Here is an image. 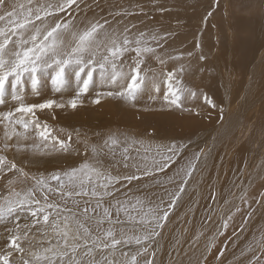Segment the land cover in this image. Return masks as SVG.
<instances>
[{
  "label": "rangeland",
  "instance_id": "1",
  "mask_svg": "<svg viewBox=\"0 0 264 264\" xmlns=\"http://www.w3.org/2000/svg\"><path fill=\"white\" fill-rule=\"evenodd\" d=\"M13 2L27 6V0ZM33 2L45 7L52 5V15L35 21L38 26L47 23L50 28L56 22H70L72 31H80L98 22L104 25L102 31L106 30L117 39L126 34L135 40L144 33L142 42L156 50L154 55H146L141 65V75L146 74L150 79L145 81L146 91L138 94L131 103L133 108L124 104L114 105L116 99L112 97L115 96L106 95L121 91V86L129 82H110V66L103 79L97 68L93 82L88 91L79 96L81 102L76 108L68 104L79 91L74 76H69L68 83L61 90H56L50 79H43L38 94L32 91L30 84H26L21 89L26 105L54 100L65 106L36 109L34 116L25 114L23 117L15 112L19 104L12 99L9 88L5 102L0 104V112L13 111V119L38 120L40 129L34 124H29L27 130L22 125L15 127L27 135V140H22L23 144L36 142L39 147L3 150L5 129L4 124H0V155L23 168L29 176L63 173L87 162L105 175L120 177L118 182L109 185L112 195L103 198L99 215H95L93 209L88 211L92 218L89 221L93 223L103 216L105 207L109 208L112 221L117 218L123 221L112 225L117 238L121 228L127 235H139L145 231L139 223L141 212L152 208L154 214L161 217L167 211V219L160 220L163 227L156 228L159 235L144 242L143 247L148 251L137 257L138 264L146 261L151 264H254L264 259V0H76L63 11L55 9L64 0ZM0 26H3L2 22ZM125 29H128L127 33ZM64 38L67 41L70 37L65 34ZM248 53L251 58L246 60ZM135 58L134 51L126 52L116 61V70L129 74ZM160 60L164 63L161 64ZM168 72L175 73L173 88L183 90L179 107L169 106L163 99L168 92ZM228 81L231 82L229 86ZM155 86L159 87V92L154 91ZM97 99L99 103L94 102ZM161 104L164 108L154 110ZM134 107L138 110L136 118L133 116L126 121V113L132 112L130 109ZM168 107L176 116L157 118L156 113H163ZM107 116L114 117L116 122L110 125L112 121ZM120 116H123L122 121L118 119ZM45 124L51 133L47 141L39 136ZM173 126L177 128L174 130ZM111 134H116L121 141L127 136L144 143L132 145L129 148L130 159L125 161L122 150L127 144L116 146L114 153L105 145ZM59 140L69 145L67 151L60 149ZM172 145L175 149L168 151ZM92 146L96 147L95 154ZM125 163L128 167L124 166ZM192 164L195 167L188 176ZM175 167L178 171H171ZM13 170L9 172L6 165L4 172L0 173V203H4L2 198L10 190L6 186L7 181L19 175ZM129 175H136L139 179L130 182L123 179ZM50 183L53 187L57 185L56 181ZM31 184L32 181L28 180L26 183L17 182L13 187L22 191ZM177 193L179 196L173 205ZM54 196L51 195L48 202L61 203V208L46 209L52 213L50 222L57 211L61 216L70 215L66 209H71L83 219V208L96 206L99 199L90 195L79 196L75 198L79 204L75 205L71 199L63 204L58 196ZM37 198L41 204L33 205V209L45 203L39 193ZM138 199L142 204L133 208ZM122 206L127 207L136 219L129 220L123 210L117 213V208L122 209ZM9 221L11 224L0 220V254L10 250L8 236L16 223L21 225L22 234L27 231L28 239L20 241L26 249L30 243L33 251H39L41 247H48L49 242L55 244L58 239L51 227L46 229L47 235L43 231L39 233L36 226L30 231L25 229V224H32L30 211L21 213L18 220L9 217ZM102 225L103 228L109 227L108 221ZM151 226L154 227L155 222H151ZM140 248L132 243L123 246L122 250L130 256ZM107 253L108 250L103 252L104 255ZM20 255L13 251L11 260L18 262ZM100 255L98 250L96 258L100 259ZM115 258H121L120 246Z\"/></svg>",
  "mask_w": 264,
  "mask_h": 264
},
{
  "label": "snow or ice",
  "instance_id": "2",
  "mask_svg": "<svg viewBox=\"0 0 264 264\" xmlns=\"http://www.w3.org/2000/svg\"><path fill=\"white\" fill-rule=\"evenodd\" d=\"M76 0H64L63 3L56 5V11H63L66 6L75 3ZM52 5L45 7L43 4L34 3L33 0H27V6L24 3H15L13 0H0V104L5 102L6 94L11 89V97L19 106L15 108L16 113H20L21 117L25 114L35 115L36 109H50L56 107H64V104H57L54 100H47L41 104H25L21 89L26 84H30L32 91L38 94L39 87L43 79H50L51 84L56 90H61L68 83L69 76H74L77 82L79 91L77 96L68 101L72 108H76L79 96L89 89V85L93 82L94 73L97 68L100 69V76L103 79L110 66L112 72L109 76L110 81L116 84L119 80H128L126 85H122V90L119 92H108V96H117L126 101L133 102L137 99L138 94L146 91V80L150 79L147 75H141V65L144 63V57L148 54H155V49L144 44V33H140L135 40L129 39L128 35H123L117 39L115 35L109 34L104 29V25L91 23L88 27L80 31H72L71 24L56 22L54 26L49 28L47 23L36 25L35 21L42 20L52 15L50 9ZM211 15V13H209ZM107 23V21H105ZM128 29H125L127 33ZM67 34L70 38L66 41L64 36ZM42 37V38H41ZM155 40L156 36L153 35ZM135 44V47H131ZM134 51L136 54L135 65L129 74H124L117 71L116 61L126 52ZM191 55V53H189ZM97 56L100 59H97ZM159 59V57H156ZM203 59V57H201ZM163 64L164 61L160 60ZM183 71V68L180 69ZM174 72L166 73L168 82V92L164 95V100L169 106H180L181 95L183 90L173 88L172 81ZM155 92H159V87H154ZM170 94V95H169ZM195 95L194 92L190 93ZM171 96V99H170ZM155 99V97H151ZM99 103V99L94 101ZM211 103V101H208ZM213 107L215 105L213 104ZM13 111L0 112V124H4L3 135V150L16 148L18 151L32 148L37 149L39 145H25L22 140H27L25 132L17 131L16 125H22L25 130L29 124H34L37 129L41 128L38 120H25L23 118L13 119ZM5 121L7 123H5ZM51 133L48 126L45 124L43 129L39 131V136L43 141H47ZM15 139L14 143L10 141ZM71 137L69 136V140ZM143 141H138L133 137L125 136L121 141L116 134H111L105 145L114 153L116 146L127 144L123 147L122 156L125 161L130 159L129 148L135 144H143ZM60 149L67 151L69 145L64 140H59ZM175 145H172L167 150L173 151ZM92 151L96 153V147L92 146ZM147 151V149H146ZM169 159V157H164ZM198 159V157H197ZM11 172L13 169L19 174L13 176L7 181V187L10 189L8 194L2 199L4 203H0V220H7L9 217L13 220H18L21 213L30 211L32 216V225H24L28 231L36 225H40L38 231H43L47 235L46 229L51 227L53 233L58 237L55 244L49 242L48 247H41L39 251H33L32 245L29 243L28 248L21 246L20 241L27 240V231L21 233V225L15 224V227L10 230L8 236L10 250L4 254H0V261L3 264H14L11 260L13 251L19 252L20 258L16 264H138L137 257L142 252H147V247H143L145 241H150L152 237L159 235L156 228L163 227L160 220H166L168 212L165 211L163 216L157 217L154 214V209L149 208L147 212H141L139 223L143 225L145 231L139 235H127L123 228L120 229L119 238L117 231L112 226L113 224H122L118 218L112 221L109 208H103V216L95 220L96 233L87 227L85 222L92 218L88 216V207L83 208V219L71 212V209H66L70 215L61 216L60 211L56 212L55 217L50 222L51 212L46 209L61 208V203H49L51 195H57L60 202L67 204L71 199L75 205L79 204L76 197L92 196L98 197L96 207H102V201L105 196H110L112 193L108 190L109 185L118 182L120 177H113L110 174L105 175L98 168L85 162L77 168H72L63 173L55 172L48 176L43 174L31 175L24 171L23 168H18L16 163L7 160V157L0 155V173L4 172L5 166ZM125 167L128 164L125 163ZM195 164H192L187 173L191 175ZM139 170V169H137ZM145 174H149L145 170ZM127 181L139 179L136 175L123 177ZM28 180L32 184L26 190L17 191L13 185L17 182L26 183ZM51 181H56L57 185L53 187ZM97 181H100L97 184ZM107 181V182H104ZM102 189L98 191L97 189ZM183 191V188L180 189ZM37 193L44 200V205L33 209V205H40L41 200L37 198ZM179 193L173 198H178ZM119 204L120 202L117 201ZM142 204L139 199L135 205ZM121 210L129 220L136 218L131 215L127 207L117 208V213ZM95 211V209H93ZM42 215V220H41ZM61 220L63 223H61ZM108 221L109 227L102 228L101 225ZM151 222H155V226H151ZM71 241V242H70ZM135 243L141 246L140 250L129 256L128 252L122 250L123 246ZM120 246V257L115 258L116 252ZM82 250V251H81ZM101 252L100 259L96 258L97 251ZM108 250L107 255L103 252ZM154 255V254H153ZM145 264H151L146 261Z\"/></svg>",
  "mask_w": 264,
  "mask_h": 264
},
{
  "label": "bare ground",
  "instance_id": "3",
  "mask_svg": "<svg viewBox=\"0 0 264 264\" xmlns=\"http://www.w3.org/2000/svg\"><path fill=\"white\" fill-rule=\"evenodd\" d=\"M183 4V3H182ZM200 12V11H199ZM230 12V11H229ZM242 19H243V17H241ZM260 19V18H259ZM253 20V19H252ZM246 21V20H245ZM236 24V23H235ZM260 25V24H259ZM179 26V25H178ZM261 26V25H260ZM258 30V29H257ZM246 31V30H245ZM254 33V32H253ZM244 35V34H243ZM259 35V34H258ZM231 36V35H230ZM259 38H261V37H259ZM262 40H263V38H262ZM181 41V40H180ZM264 41V40H263ZM238 43V42H237ZM240 44V43H239ZM255 44H256V42H255ZM260 45H262V44H260ZM172 48V47H171ZM240 50V49H239ZM251 51H253V50H251ZM257 51V50H256ZM187 52V51H186ZM234 53V52H233ZM252 53V52H251ZM233 55V54H232ZM231 55V56H232ZM252 55H253V53H252ZM251 55V56H252ZM257 55V54H256ZM237 56V55H236ZM250 56V54L248 53L247 55H246V60H248V58H251V57H249ZM242 63H243V65L245 64V62L244 61H242ZM242 63L240 64V69L242 68L241 66H242ZM231 65H233V64H231ZM234 67V66H233ZM262 70V69H261ZM226 71V70H225ZM228 74V73H227ZM245 75V74H244ZM253 79V78H252ZM249 80V79H248ZM201 81V80H200ZM111 82V81H110ZM229 82V81H228ZM212 83V82H211ZM231 82H229L228 83V86H229V84H230ZM235 83V82H234ZM248 83H249V81H248ZM210 84V83H209ZM208 84V85H209ZM111 85V84H110ZM223 86V85H222ZM254 86V85H253ZM223 87H225V85L223 86ZM233 88V87H232ZM209 90H210V87L208 88ZM230 89H231V87H230ZM253 89V88H252ZM255 89H258V88H255ZM208 90V91H209ZM112 91H116V90H112ZM233 91V90H232ZM249 91V90H248ZM116 92H118V91H116ZM115 93V92H114ZM232 93L233 92H231V95H232ZM253 93H255V92H253ZM258 93V92H257ZM260 93H261V91H260ZM226 95V94H225ZM231 95H229L228 97L230 98V96ZM257 97V96H256ZM112 98H115L116 99V103L114 104V105H116V104H119V105H121V104H124V106H130L131 108H133V106H132V102H126L124 99H121V100H119L120 98L119 97H112ZM140 98V97H139ZM243 98V97H242ZM119 102H118V101ZM141 100V99H140ZM231 100V99H230ZM232 101V100H231ZM151 102V101H150ZM153 103H155V102H153ZM255 103V102H254ZM18 104V103H17ZM58 104V103H57ZM166 104V103H165ZM108 105H109V103H108ZM119 105H117V106H119ZM144 105V104H143ZM113 106V105H112ZM123 106V107H124ZM166 106H167V104H166ZM216 106V105H215ZM231 106V105H230ZM56 107V106H55ZM116 107V106H115ZM91 108L93 109V107L91 106ZM119 108V107H118ZM139 108V107H138ZM162 108H164V104H161V105H159V106H157L156 107V109H154V110H156V111H160ZM257 108V107H256ZM55 109H58V108H55ZM123 109V108H122ZM168 109H170L169 107L167 108V109H165L166 111H163V113H156V116H157V118H160V117H162V116H170V117H175L176 115H175V112L173 111V110H168ZM130 110H132V112H127L126 114H127V117L126 118H124L126 121H128L129 119H132V118H136V116H137V107L135 108L134 107V109H130ZM153 110V111H154ZM51 111V110H50ZM129 111V110H128ZM133 111H135V112H133ZM147 111H148V109H147ZM49 112V111H48ZM123 112V111H122ZM143 112V111H142ZM152 112V111H151ZM165 112H167V113H165ZM263 112H264V110H263ZM41 113H42V111H41ZM144 113V112H143ZM142 113V114H143ZM147 113V112H146ZM125 114V115H126ZM152 114V113H151ZM147 115H149V114H147ZM124 116V115H123ZM123 116H120V117H118V119H119V121H122L123 119ZM134 116V117H133ZM150 116H152V115H150ZM45 118V117H44ZM107 118L110 120V121H112V123L110 124V125H112L113 123H115L116 122V120H115V118L114 117H111V116H107ZM263 118V117H262ZM138 119V118H137ZM161 119V118H160ZM163 119V118H162ZM167 119V118H166ZM264 119V118H263ZM168 120V119H167ZM106 121V120H105ZM222 121V120H221ZM260 121V120H259ZM183 122H185V121H182V123ZM262 122V121H261ZM260 122V123H261ZM120 123V122H119ZM179 123V122H178ZM125 124H126V122H125ZM161 124V123H160ZM200 124V123H199ZM124 125V124H123ZM161 126H162V124H161ZM163 126H165V125H163ZM180 126H182V125H180ZM172 128H174V126L172 127ZM171 128V129H172ZM177 127H175L174 128V130L176 129ZM189 128V127H188ZM187 128V129H188ZM169 129V128H168ZM179 129H181V128H179ZM221 129H222V127H221ZM183 129H181V131H182ZM184 131V130H183ZM157 132H158V130H157ZM161 131H159V133H160ZM173 134V133H172ZM247 135V134H246ZM166 136V135H165ZM23 143V142H22ZM27 144V143H26ZM25 144V145H26ZM35 144H36V142H35ZM85 148V147H84ZM230 151V150H229ZM185 154V153H184ZM190 154H192V153H189V155ZM241 154V153H240ZM188 155V154H187ZM186 155V156H187ZM189 155H188V157H189ZM9 156V155H8ZM10 157V156H9ZM12 157V156H11ZM123 157V156H122ZM207 160V159H206ZM212 160V159H211ZM187 161V160H186ZM205 162V161H204ZM209 162V161H208ZM183 165H184V163H183ZM182 165V166H183ZM49 169V168H48ZM178 169V168H177ZM176 169V167L175 168H172V170L171 171H174V170H177ZM201 169V168H200ZM15 170V169H14ZM13 170V171H14ZM136 170V169H135ZM178 171V170H177ZM12 172V171H11ZM176 172V171H175ZM174 172V173H175ZM173 173V172H172ZM247 173V172H246ZM9 174V173H8ZM177 174V173H176ZM10 175V174H9ZM217 175V174H216ZM4 176H5V174H4ZM2 181V180H1ZM156 184V183H155ZM261 187V186H260ZM246 189V188H245ZM264 190V189H263ZM256 192V191H255ZM55 196H57V195H55ZM55 196H54V198H55ZM186 196V195H185ZM253 196V195H252ZM251 196V197H252ZM39 198V197H38ZM251 200V199H250ZM255 200V199H254ZM256 202V201H255ZM207 203V202H206ZM204 205V204H203ZM37 207V206H36ZM210 207V206H209ZM88 209L90 210L91 209V211H92V209H95V215H99V208H97L96 206H93V205H89V207H88ZM202 209V208H201ZM250 210V209H249ZM83 212V211H82ZM90 212V211H89ZM97 212V213H96ZM240 213H242V212H240ZM239 213V214H240ZM91 215V214H90ZM93 216V215H92ZM211 216H213V215H211ZM216 216V215H215ZM94 217V216H93ZM98 217V216H97ZM12 219V218H11ZM25 219V218H24ZM24 219H22V220H24ZM215 219V218H214ZM26 220V219H25ZM6 222H8V223H10L11 224V222L9 221V218L7 219V220H5ZM26 221H28V220H26ZM202 222V221H201ZM27 223V222H26ZM29 223V222H28ZM86 225L88 226V227H90L92 230H93V232L95 233L96 232V224L95 223H93V222H90V221H86ZM26 225V224H25ZM32 225V224H31ZM31 225H29V226H31ZM107 225V224H106ZM1 226V225H0ZM7 227H9V226H7ZM10 227H12V226H10ZM101 227L103 228V225H101ZM36 228H40V226L39 227H37V225H36ZM105 228V227H104ZM107 228V227H106ZM0 229H1V227H0ZM25 230V229H24ZM34 230V229H33ZM34 232V231H33ZM39 233H40V231H39ZM42 234V233H41ZM33 235V234H32ZM31 235V236H32ZM36 238V237H35ZM212 238V237H211ZM42 240V239H41ZM34 242V241H33ZM213 242V241H212ZM42 243V242H41ZM23 244V243H22ZM34 244V243H33ZM1 245V244H0ZM4 245V244H3ZM45 245V244H44ZM43 245V246H44ZM47 247V246H46ZM221 250V249H220ZM215 251V250H214ZM184 253V252H183ZM189 254V253H188ZM214 254V253H213ZM218 254V253H217ZM194 255H197V254H194ZM193 256V255H192ZM216 256V255H215ZM219 256V255H218ZM189 256H187V258H188ZM220 257V256H219ZM194 258V257H193ZM219 259V258H218ZM214 261H215V259H214ZM220 261V260H219ZM257 263H254V264H264V259H262V260H260V261H256ZM213 263V262H212ZM14 264H16V262L14 263ZM223 264V263H222Z\"/></svg>",
  "mask_w": 264,
  "mask_h": 264
}]
</instances>
